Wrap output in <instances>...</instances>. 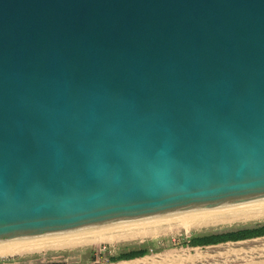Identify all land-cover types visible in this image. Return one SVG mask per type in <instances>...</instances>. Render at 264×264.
Listing matches in <instances>:
<instances>
[{
  "label": "water",
  "instance_id": "1",
  "mask_svg": "<svg viewBox=\"0 0 264 264\" xmlns=\"http://www.w3.org/2000/svg\"><path fill=\"white\" fill-rule=\"evenodd\" d=\"M264 210V0H0V252Z\"/></svg>",
  "mask_w": 264,
  "mask_h": 264
},
{
  "label": "rangeland",
  "instance_id": "2",
  "mask_svg": "<svg viewBox=\"0 0 264 264\" xmlns=\"http://www.w3.org/2000/svg\"><path fill=\"white\" fill-rule=\"evenodd\" d=\"M232 222L197 227L195 229L192 228L188 231L182 229L164 232L160 231L155 234H151L150 236H143L141 237L142 239H127L128 241L118 240L117 242L113 241L94 245H83V247L82 245L74 246L70 247L71 249H50L29 254L15 255L8 258H0V261L3 259H14L9 263L0 262V264H40L44 262L78 264L80 259L84 256V254L82 256V253L87 249H95L96 252L92 256L94 259L93 261H89L90 257L86 255L88 259L84 264H111L103 263L105 256L115 255L120 248H131L145 242H153V245L160 250L140 259L112 264H191L190 261L194 259L195 262L193 264H264V252L256 250L258 247L264 245V238L247 241L243 244L227 242L205 247L202 246L192 248L183 246L185 238H188L191 235L221 233L225 231H234L264 225V216L251 218V220L247 219V221L238 220ZM241 248H244L245 252H243L240 256H235L234 250Z\"/></svg>",
  "mask_w": 264,
  "mask_h": 264
},
{
  "label": "bare ground",
  "instance_id": "3",
  "mask_svg": "<svg viewBox=\"0 0 264 264\" xmlns=\"http://www.w3.org/2000/svg\"><path fill=\"white\" fill-rule=\"evenodd\" d=\"M263 216H264V210L233 214V215H226V216H219V217H212V218H206V219H200V220H194V221H188V222H182V223H176V224H170V225H164V226H158V227H151V228H145V229H139V230L97 236V237H90V238H84V239H78V240H72V241H66V242H60V243H54V244H48V245H42V246H36V247L5 251V252H0V258H5V257L8 258V257L15 256V255L29 254L33 252H39V251L50 250V249H63V248L69 249L70 247H74V246L82 245L83 247V245H91V244L94 245L98 243L113 242V241L117 242L118 240H127V239L132 240L134 238H141L146 235L150 236L151 234H155L160 231L164 232V231L179 230V229L188 231L192 228L195 229L197 227L216 225L220 223H227V222L238 221V220L247 221V219L251 220V218H257V217L259 218Z\"/></svg>",
  "mask_w": 264,
  "mask_h": 264
},
{
  "label": "trees",
  "instance_id": "4",
  "mask_svg": "<svg viewBox=\"0 0 264 264\" xmlns=\"http://www.w3.org/2000/svg\"><path fill=\"white\" fill-rule=\"evenodd\" d=\"M264 237V225L254 226L246 229H239L234 231H225L221 233H206L201 235H191L188 238H185L183 242V246L186 247H205V246H214L227 242H239L245 240H251L256 238ZM159 248H156L153 245V242H145L141 245L134 247H126L120 248L115 255L105 256V260L103 263H118L122 261H131L135 259H140L145 256H148L151 253H156L159 251ZM95 249H87L82 253L84 256L80 259L78 264L86 263L88 257H90L89 261H93V254L95 253ZM86 255L88 257H86ZM14 259H3L1 263H9ZM40 264H65L63 262H44Z\"/></svg>",
  "mask_w": 264,
  "mask_h": 264
},
{
  "label": "crops",
  "instance_id": "5",
  "mask_svg": "<svg viewBox=\"0 0 264 264\" xmlns=\"http://www.w3.org/2000/svg\"><path fill=\"white\" fill-rule=\"evenodd\" d=\"M264 237H261V238H256V239H263ZM256 239H251V240H245V241H239V242H234V243H241V244H243V243H245V242H247V241H253V240H256ZM248 250H250V249H248ZM253 250V249H252ZM256 250H258V251H261V252H264V245L263 246H261V247H258ZM243 252H245V249L244 248H241V249H235L234 250V253H235V256H240L241 254H243ZM248 253H250V252H248ZM257 253H260V252H257ZM136 260V259H135ZM195 260V259H194ZM194 260H192V261H190V263L191 264H193L195 261ZM112 264V263H111Z\"/></svg>",
  "mask_w": 264,
  "mask_h": 264
}]
</instances>
